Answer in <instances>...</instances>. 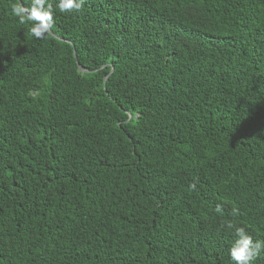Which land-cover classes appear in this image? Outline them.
Here are the masks:
<instances>
[{
  "label": "trees",
  "instance_id": "obj_1",
  "mask_svg": "<svg viewBox=\"0 0 264 264\" xmlns=\"http://www.w3.org/2000/svg\"><path fill=\"white\" fill-rule=\"evenodd\" d=\"M47 2L36 39L0 0V264H234L230 222L264 243V0Z\"/></svg>",
  "mask_w": 264,
  "mask_h": 264
},
{
  "label": "clouds",
  "instance_id": "obj_2",
  "mask_svg": "<svg viewBox=\"0 0 264 264\" xmlns=\"http://www.w3.org/2000/svg\"><path fill=\"white\" fill-rule=\"evenodd\" d=\"M84 0H58L57 8L61 13L80 12L83 7ZM11 14L18 18L20 24L31 22L30 35L36 39H43L51 34L53 27V7L47 0H31V4L25 7L22 3L13 4L11 6ZM195 190V184L190 185ZM217 212H221L219 206ZM231 215L233 217L239 215L237 209H233ZM228 229H234L236 240L229 249L230 259L234 264H253V262L261 255L264 250V243L260 241L253 242L244 227L236 226L234 223L226 225Z\"/></svg>",
  "mask_w": 264,
  "mask_h": 264
}]
</instances>
